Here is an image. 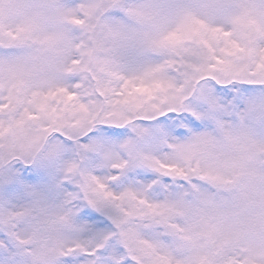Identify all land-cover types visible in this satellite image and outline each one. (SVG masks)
Returning a JSON list of instances; mask_svg holds the SVG:
<instances>
[{"label": "snow or ice", "instance_id": "1", "mask_svg": "<svg viewBox=\"0 0 264 264\" xmlns=\"http://www.w3.org/2000/svg\"><path fill=\"white\" fill-rule=\"evenodd\" d=\"M0 264H264V0H0Z\"/></svg>", "mask_w": 264, "mask_h": 264}]
</instances>
